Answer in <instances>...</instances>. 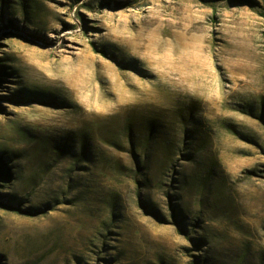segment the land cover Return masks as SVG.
Returning <instances> with one entry per match:
<instances>
[{
    "label": "rangeland",
    "instance_id": "1",
    "mask_svg": "<svg viewBox=\"0 0 264 264\" xmlns=\"http://www.w3.org/2000/svg\"><path fill=\"white\" fill-rule=\"evenodd\" d=\"M0 159V264H264V0H0Z\"/></svg>",
    "mask_w": 264,
    "mask_h": 264
},
{
    "label": "trees",
    "instance_id": "2",
    "mask_svg": "<svg viewBox=\"0 0 264 264\" xmlns=\"http://www.w3.org/2000/svg\"><path fill=\"white\" fill-rule=\"evenodd\" d=\"M0 163H1V159H0ZM0 172H1V174L3 175V177L5 176L4 174H3V172H4V169H3V167H2V165L0 164ZM18 211H20V210H18Z\"/></svg>",
    "mask_w": 264,
    "mask_h": 264
}]
</instances>
